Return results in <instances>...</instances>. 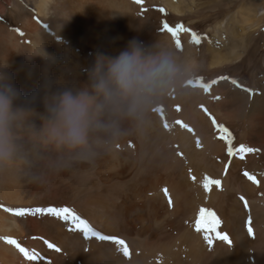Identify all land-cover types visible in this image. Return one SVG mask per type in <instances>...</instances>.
Segmentation results:
<instances>
[{
	"label": "bare ground",
	"instance_id": "1",
	"mask_svg": "<svg viewBox=\"0 0 264 264\" xmlns=\"http://www.w3.org/2000/svg\"><path fill=\"white\" fill-rule=\"evenodd\" d=\"M259 6L264 0H0V74L22 93L14 106L35 109L37 127L46 91L86 81L96 52L115 56L132 38L175 48L164 23L191 30L177 34L182 51L175 50L197 68L157 106L162 112L153 110L141 128L94 158L73 160L51 146L27 145V164L0 167V264H264ZM43 50L55 62L28 56ZM236 69L240 77L231 74ZM196 78L216 83L205 91L189 84ZM33 92L36 100L27 103ZM240 145L256 151L240 153ZM205 177L221 183L206 191ZM47 207L74 210L102 235L122 239L129 256L112 241L86 239L71 221L15 214ZM202 207L215 213L217 231L231 244L213 238L209 246L196 230Z\"/></svg>",
	"mask_w": 264,
	"mask_h": 264
},
{
	"label": "clouds",
	"instance_id": "2",
	"mask_svg": "<svg viewBox=\"0 0 264 264\" xmlns=\"http://www.w3.org/2000/svg\"><path fill=\"white\" fill-rule=\"evenodd\" d=\"M35 55L55 62L44 50L28 54ZM86 72L78 87L46 91L39 127L31 119L35 109L14 106L22 93L0 74V167L27 164V145L51 146L73 160L94 158L141 128L178 82L196 76L197 68L167 41L145 45L132 38L115 56L96 52ZM37 95L24 99L33 103Z\"/></svg>",
	"mask_w": 264,
	"mask_h": 264
},
{
	"label": "snow or ice",
	"instance_id": "3",
	"mask_svg": "<svg viewBox=\"0 0 264 264\" xmlns=\"http://www.w3.org/2000/svg\"><path fill=\"white\" fill-rule=\"evenodd\" d=\"M139 2V0H138ZM166 29L169 33L172 34L173 38L175 39V48L178 50L182 51V45L180 43V40L178 38V33L180 31H191L190 29H185L182 25H179L175 28L170 27L167 23H164L163 25V29ZM192 42L199 44L200 42V37L196 34V33H192ZM216 81H211L208 84H205L201 81L200 78H196L195 80H191L189 81V84L192 85L193 87L199 86L202 87L205 91H208L209 88L211 87L212 84H215ZM233 84H236V81H232ZM245 91H249L251 92L250 89H245ZM154 111L157 112H162V109L160 108H156L154 109ZM184 127H186V125H182ZM165 128H168V124L165 122L164 124ZM221 130L227 134L228 139L230 141L231 139V134L228 133V130L226 128H221ZM238 151L240 153H245V152H253L256 151L253 148L247 147L245 145H240ZM234 149L229 146L228 148V153L231 155L233 154ZM245 175H248L247 173H245ZM249 179H253L251 176H249ZM220 180H211L207 177H205V182H204V188L205 190H209V186L211 184H215L217 186L220 185ZM165 195H167V190L165 189ZM169 203L171 204V200H169ZM28 212H34L37 214H49V215H53L56 216L60 219L66 220V221H71L73 226H74V230H80L82 231L84 237L86 239L90 238V237H95L98 238L99 240H107V241H112L114 244L117 245V250L121 251L123 253L124 256H129V250L128 247L126 246L125 242L122 239H119L115 236H107V235H102L100 232L96 231L89 223L87 220L82 219L79 215H77L75 213L74 210L67 208V207H47V208H35V209H25V208H20L17 209L15 214L19 215V216H24L26 215ZM220 221L218 219V217H216L215 213L212 212L209 209L206 208H200L199 210V218L196 220V230L198 232L203 231L205 233L204 238L207 241L208 245L211 246L213 244V238L221 240V241H225L229 244H231V241L228 237L227 234H222L221 232L217 231L218 227H219ZM249 235H252V228L249 227L248 229ZM7 243L9 244H13L16 245L20 252L24 253V255L30 259V260H35L36 259V255L32 254L30 255L27 250H25L24 248H21L15 240L11 239V238H7ZM49 248H53L55 247L53 244H48ZM57 251H59V249H56Z\"/></svg>",
	"mask_w": 264,
	"mask_h": 264
},
{
	"label": "rangeland",
	"instance_id": "4",
	"mask_svg": "<svg viewBox=\"0 0 264 264\" xmlns=\"http://www.w3.org/2000/svg\"><path fill=\"white\" fill-rule=\"evenodd\" d=\"M261 0H255V3L258 5V3H260ZM237 7H235L233 9L236 10ZM231 14V13H229ZM256 17L257 19L260 20V23L258 24V26L256 27V29H258V33H259V41L260 43H258V47H259V51L264 54V6H259L257 11H256ZM228 18L224 17V19L226 20ZM241 70L240 69H236L235 71H232L231 74L236 75V76H241L242 74H240Z\"/></svg>",
	"mask_w": 264,
	"mask_h": 264
}]
</instances>
